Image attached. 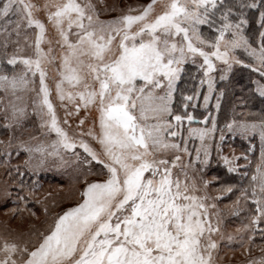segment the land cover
Listing matches in <instances>:
<instances>
[{"label":"snow or ice","instance_id":"6c2138e0","mask_svg":"<svg viewBox=\"0 0 264 264\" xmlns=\"http://www.w3.org/2000/svg\"><path fill=\"white\" fill-rule=\"evenodd\" d=\"M0 209V264H264V0H0Z\"/></svg>","mask_w":264,"mask_h":264},{"label":"rangeland","instance_id":"374dc122","mask_svg":"<svg viewBox=\"0 0 264 264\" xmlns=\"http://www.w3.org/2000/svg\"><path fill=\"white\" fill-rule=\"evenodd\" d=\"M128 2H144V0H128ZM54 75V72L50 71V76ZM57 105H59V102L56 101ZM57 114L58 116H60L61 118L64 115V111L62 108L58 107L57 108ZM81 115H83V112H81ZM70 123H73L72 121H70ZM92 123V119L89 118L87 124L85 125V127H88L89 125H91ZM70 132L75 131V126H73L72 129L69 130ZM242 141L239 137H237L235 139V141L233 142V147L236 149L237 152L242 151L244 149V147H239V142ZM244 142V141H243ZM65 184V187H67V181L62 178L59 174L57 173H49L47 174L45 180H44V184H45V190L51 191L52 192V199H55L57 201H60L61 199H63V203L60 205V207H67L70 206L71 204V199H69L66 195V192H61L60 191V184L61 183ZM49 203H51V201H49ZM13 205L9 204L8 207H12ZM39 206H37L38 209ZM5 211V209H0V222H3L5 220V217L3 215V212ZM54 211H59V208L54 209ZM13 223H18V221H14ZM25 223H27V221H25ZM238 223V221H237ZM258 244L260 243L257 242ZM222 255L226 254L227 258L229 260H243V255H242V249H240L239 247H234V248H225L222 250Z\"/></svg>","mask_w":264,"mask_h":264},{"label":"trees","instance_id":"16d2710c","mask_svg":"<svg viewBox=\"0 0 264 264\" xmlns=\"http://www.w3.org/2000/svg\"><path fill=\"white\" fill-rule=\"evenodd\" d=\"M245 77H246V73H245ZM259 107V103L257 102V108ZM223 116H224V114H223V112L221 113V119H223ZM239 147H245V142H243V141H240L239 142ZM257 242H259V240H257Z\"/></svg>","mask_w":264,"mask_h":264}]
</instances>
